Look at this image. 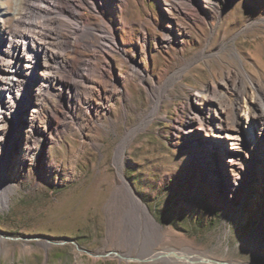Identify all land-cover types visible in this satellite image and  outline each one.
Returning a JSON list of instances; mask_svg holds the SVG:
<instances>
[{"label": "rangeland", "instance_id": "obj_1", "mask_svg": "<svg viewBox=\"0 0 264 264\" xmlns=\"http://www.w3.org/2000/svg\"><path fill=\"white\" fill-rule=\"evenodd\" d=\"M88 1L53 0L56 8L48 12L40 0H0L15 30L22 29L13 17L19 9L36 24L50 14L53 24L43 25L41 34L52 30L46 46L57 55H68L66 37L80 42L58 73L69 81V95L62 100L49 78L42 109L30 111L22 125L32 117L45 129L31 147L40 150L39 167L8 163L14 189L0 206V264H188L115 253L166 250L264 264V141H256L258 129L242 124L250 149L232 159L243 168L236 180L228 164L212 160L187 132L194 94L213 82L232 103L235 93L224 84L237 73H248L264 93V0H217L218 13L211 0H96L108 3L107 28L115 26V40L104 33L103 18L84 6ZM176 6L181 13L170 12ZM31 28L41 36V29ZM73 28L84 35L72 34ZM25 61L14 63L23 71ZM182 69L158 105L168 80ZM1 135L0 170L8 145L14 149L9 155L24 146L6 126Z\"/></svg>", "mask_w": 264, "mask_h": 264}, {"label": "bare ground", "instance_id": "obj_2", "mask_svg": "<svg viewBox=\"0 0 264 264\" xmlns=\"http://www.w3.org/2000/svg\"><path fill=\"white\" fill-rule=\"evenodd\" d=\"M211 1H213L211 9H214L218 13L220 11V7L215 4L217 0ZM40 3L44 5L42 8H46L45 10L47 11L49 8L54 7L53 10L56 8L53 0H40ZM84 6L93 10L95 14L103 18L105 23L104 33L111 35L112 39L115 40L117 37V30L115 29V26L111 24L110 28H107L109 21L107 18V11L105 9L108 7V3L105 1L102 5H100L96 0H91L90 2H85ZM199 6L200 9L205 10L203 3H200ZM35 8L38 9V11H43V9L40 10L41 7L37 6ZM173 9H176L179 13H181V9L179 7L176 6L170 8V12L173 11ZM52 12L53 11H51V13ZM13 17L15 25L18 28H22L20 31L19 29L15 30L11 26H8L7 22L9 20V14H7V11H0V128L6 126L10 130L11 134L15 135V137H22L24 140V146L18 154L17 152H14L9 155L10 151H13L14 149H11L10 145H8L6 150V160L0 170V206L7 205L9 203V192L14 189V182L8 180L6 177L7 174H9V161L12 165L20 163L21 165L28 164L30 167H39L41 163L40 150H37V148L31 149V147L36 145L38 136L43 138L45 135V129L41 123H38L39 121L36 118L32 117L27 120V126L25 129L22 128V125L30 111L33 115V113H39L42 109L43 106H41L40 100L43 92L49 84V78L51 79V83L56 89L58 96H60L62 100L66 99L69 95V81L58 73H60V68L68 67L70 65L71 59L69 56L71 54H76L74 47L80 43L77 38L71 37V39L66 37L63 39V44L68 53V55L63 58L64 54L62 56L57 55V53H54L46 46L50 45L53 41V35L55 34L51 32L52 30L47 32L46 35L49 33V36L47 37L41 34V31H43L45 27L43 25L52 22L50 14L49 19L47 17H41L42 20L39 22L40 24L28 22L27 14L20 9L14 13ZM70 17H74V14L71 13ZM51 24H53V22ZM28 27H33L38 30L41 29L39 32L41 36L37 35V33L36 35H32L31 32L27 30ZM16 31L17 34L14 35ZM84 33L85 30L83 29L79 30L73 28L72 34L82 37ZM19 58L26 59L25 70L23 71L18 69L14 63L17 62ZM8 64L14 65L12 68L4 69V66H8ZM2 70L4 74H1L3 73ZM184 70L185 69L180 70L175 76H173V78L168 80V84L160 95L158 105L160 101H162L164 94L167 92L169 85L173 82V79L174 81L180 79ZM85 71L88 72L89 69H86ZM35 77H37V80ZM224 85L234 91L236 98L235 103H232L226 94L217 89L215 82H213L212 86L205 88L202 92L194 94L192 98L194 106L193 108L190 106L188 107L190 125L188 126L189 129L187 132L191 133L192 139L197 140L200 148L202 147L205 151L212 153V160L217 161L216 159H218V162L228 164L231 171L234 173V178L236 180L241 175L243 168L240 162L234 164L232 159L243 152L248 153L250 149L248 136L242 132L243 122L249 124V127L253 126L254 129L256 128V131L258 129V132H255L257 142L261 140L264 141V93H262L261 89L257 87L258 85L256 86L254 79L249 76L248 73H245V75L237 73L230 86H227V84ZM253 89H256V91H253ZM31 94L34 95V97L38 95L33 102H31V98L29 99ZM242 101L245 103L246 109H243V107L241 108ZM18 117H20V119ZM201 130H210L211 134H205L203 136L200 133ZM248 135L250 134L248 133ZM5 136L7 137V134ZM5 140L6 139H4L1 135L0 149ZM121 157L123 159L124 155ZM228 165H226V167ZM117 166L122 179L125 181L122 160L117 163ZM127 185L128 184L124 182V186ZM132 198H130V200H133L135 207L139 210L141 216L146 218L149 223L157 231H159L161 226L153 218L147 207L137 197L132 196ZM115 253L121 258L170 263L182 262L193 264L203 262L206 264H232L202 256L198 253L179 252L175 250L160 252L152 251L136 257L121 254L119 252Z\"/></svg>", "mask_w": 264, "mask_h": 264}]
</instances>
